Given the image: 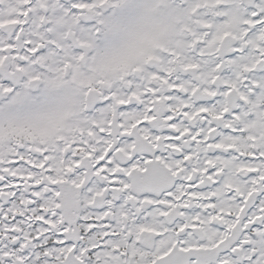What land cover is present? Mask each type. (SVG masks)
I'll list each match as a JSON object with an SVG mask.
<instances>
[{
    "label": "snow or ice",
    "instance_id": "snow-or-ice-1",
    "mask_svg": "<svg viewBox=\"0 0 264 264\" xmlns=\"http://www.w3.org/2000/svg\"><path fill=\"white\" fill-rule=\"evenodd\" d=\"M0 264H264V0H0Z\"/></svg>",
    "mask_w": 264,
    "mask_h": 264
}]
</instances>
